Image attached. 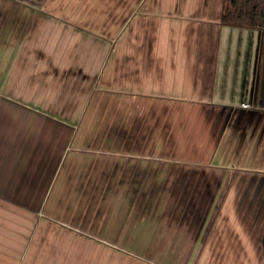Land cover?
<instances>
[{
    "label": "crops",
    "instance_id": "0c3cea01",
    "mask_svg": "<svg viewBox=\"0 0 264 264\" xmlns=\"http://www.w3.org/2000/svg\"><path fill=\"white\" fill-rule=\"evenodd\" d=\"M39 2L0 13V264H264V29Z\"/></svg>",
    "mask_w": 264,
    "mask_h": 264
},
{
    "label": "trees",
    "instance_id": "16d2710c",
    "mask_svg": "<svg viewBox=\"0 0 264 264\" xmlns=\"http://www.w3.org/2000/svg\"><path fill=\"white\" fill-rule=\"evenodd\" d=\"M222 21L230 25L264 29V0H226ZM261 104L264 107V86Z\"/></svg>",
    "mask_w": 264,
    "mask_h": 264
},
{
    "label": "rangeland",
    "instance_id": "374dc122",
    "mask_svg": "<svg viewBox=\"0 0 264 264\" xmlns=\"http://www.w3.org/2000/svg\"><path fill=\"white\" fill-rule=\"evenodd\" d=\"M2 1H3L2 10H5L6 6H11L17 10L14 14L12 15L9 14L8 17H12V18L16 17L20 21L19 22L21 27L20 32L24 31L25 28L30 25V17L28 12H26L27 10L30 11V2L37 3L40 1L38 4L39 5L43 4L42 0H2ZM51 3H53V0H51ZM2 10L0 9V13L2 12ZM8 20L12 21L10 18H8Z\"/></svg>",
    "mask_w": 264,
    "mask_h": 264
},
{
    "label": "built area",
    "instance_id": "2783aa9c",
    "mask_svg": "<svg viewBox=\"0 0 264 264\" xmlns=\"http://www.w3.org/2000/svg\"><path fill=\"white\" fill-rule=\"evenodd\" d=\"M242 105H243V106H245V107H249V106H250V104H248V103H245V102H244V103H242Z\"/></svg>",
    "mask_w": 264,
    "mask_h": 264
}]
</instances>
